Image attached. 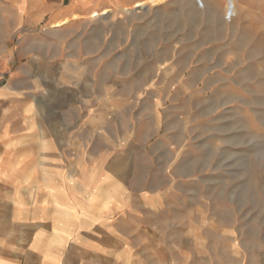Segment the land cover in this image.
Masks as SVG:
<instances>
[{"label": "rangeland", "instance_id": "rangeland-1", "mask_svg": "<svg viewBox=\"0 0 264 264\" xmlns=\"http://www.w3.org/2000/svg\"><path fill=\"white\" fill-rule=\"evenodd\" d=\"M160 1L0 0V125L110 177L89 264H264V0Z\"/></svg>", "mask_w": 264, "mask_h": 264}, {"label": "crops", "instance_id": "crops-1", "mask_svg": "<svg viewBox=\"0 0 264 264\" xmlns=\"http://www.w3.org/2000/svg\"><path fill=\"white\" fill-rule=\"evenodd\" d=\"M10 23L15 29L19 22ZM30 106L29 114L21 112L23 128L10 132L0 125V264H89V256L106 255L113 240L104 217L112 209L113 183L103 177L104 212L97 211L96 189L89 188L94 178L86 174L91 179L81 186V177L66 170L63 139L57 133L51 140ZM98 220L108 227L98 229Z\"/></svg>", "mask_w": 264, "mask_h": 264}, {"label": "bare ground", "instance_id": "bare-ground-1", "mask_svg": "<svg viewBox=\"0 0 264 264\" xmlns=\"http://www.w3.org/2000/svg\"><path fill=\"white\" fill-rule=\"evenodd\" d=\"M160 0H150V3H152L153 5L157 4ZM161 2V1H160ZM201 2L204 5V8H201L198 4H197V8L198 9H205L207 7V4L205 3L204 0H201ZM142 5V3H138L136 6ZM202 6V5H201ZM228 9L231 10L232 13L236 12V3L234 0H230L228 3ZM105 13V12H104ZM102 14V13H101ZM232 16V15H231Z\"/></svg>", "mask_w": 264, "mask_h": 264}]
</instances>
